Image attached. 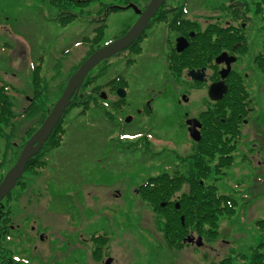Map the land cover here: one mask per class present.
I'll use <instances>...</instances> for the list:
<instances>
[{
	"label": "flooded vegetation",
	"instance_id": "af4514ba",
	"mask_svg": "<svg viewBox=\"0 0 264 264\" xmlns=\"http://www.w3.org/2000/svg\"><path fill=\"white\" fill-rule=\"evenodd\" d=\"M136 1L110 0L106 3L98 2V12L94 18L95 25L91 28L103 30L102 26L105 20L103 18L108 12L115 11L112 10L113 7L116 9L122 7L132 8L133 12H137L134 15L136 20L138 13L145 5L141 6L139 10L137 7H134L137 3ZM165 1L160 5V9L164 7ZM225 3L231 5L222 15L215 14L212 7L205 17L200 18L195 15L192 22L189 21L188 16L182 19L184 23L189 22L191 24L190 27H182L183 29H181L178 28L180 25L174 26L172 27L174 29L169 34H164V36L159 34V37L149 39L147 38L149 33L147 32V28L158 14L155 11L144 27V30L132 40L130 45L115 54L109 55L98 63L104 74V78L98 86H95L91 80V71L95 67L87 73L85 81L86 87L90 90V97H88V108L86 111L94 114V111L100 112L102 110L104 120L109 123L108 131H103V138H106V144L102 146V153L95 157L94 169L100 176L108 173L111 177L113 173L116 174L118 172L121 173V176L115 182L109 181L107 177H95L92 182L83 181L80 186H76L74 190L75 195L81 194L83 191L87 193L102 191L105 197L111 198L114 202H120L125 199L127 200V198L123 197V189L126 192L129 190L130 195L128 199L134 198V200H140L137 203L135 202V204L139 210H142L140 216H143L144 222L149 225L148 214L153 212V204H150L147 197H149V189L155 183V179H151V177H157L161 188H165L168 185L167 192L169 194L160 201L161 206H166L168 203L173 204L177 208L180 207L179 201L181 195L196 186L195 178L197 174L205 179V184L213 183L216 190H219L222 186H226L222 177L229 170L238 168L236 166H243L248 169L247 171H253V177L260 181L261 177L258 172L264 167V142H259L255 127H251V124L258 120L259 117L250 118L251 113L254 111L253 106H255L254 95L250 89L254 84L253 78L256 72L261 73L264 70L254 67L248 51L243 54L236 50L232 52L226 49L217 51L215 50V42L209 51L202 48L198 49L199 39L205 35L206 29L209 28L210 33H212V41L215 40L212 30L215 27L216 20L222 22L223 26L227 27L230 32L233 31L235 35L240 34L244 36L252 44L257 43L259 49L261 48L264 34L260 33L259 28H261L262 24H258L259 18L253 13V0H225ZM175 11H178L177 8ZM167 12L169 13V11ZM128 27L124 28L118 35L111 36L104 43L106 44L107 41L118 37ZM1 35L0 51H6L5 58L8 60V65L12 68H28L27 84L24 88L18 90L20 93L16 99H14L15 96H13L12 91H17V89L8 80L0 78V84L5 85V92L11 97L10 108L14 114L12 116L13 119H11V127L14 130L12 131V139L9 140V143L12 145H23L25 139L40 125L53 105L54 100L63 90L62 87L70 73L64 76L66 79L62 86L59 85V81L55 82L56 91L53 95L49 93L48 85L50 81L55 80L52 77H58L59 70H63L61 63L70 51L71 46L68 44L70 38H66L62 44L58 41L49 54L41 46L36 48L28 47V49L21 52V55L15 58L14 55H11V52L17 45L26 47L27 40L25 39L23 42L17 40L16 44H11L7 41L6 37L1 38ZM177 37H182L186 40V46L181 50L176 49ZM144 39H149L151 45L154 41V44H156L155 48L148 46L141 54L134 53L133 49L138 48L141 40ZM237 43H239L238 40H236L235 44ZM164 44L167 45V52H165L162 58L161 46ZM191 44H193L196 58L195 60L189 59L190 62L186 66L185 62L183 63L185 61L183 55H186V52L189 54L192 52L189 50ZM223 53H225V57H220L221 61L217 62L215 59ZM143 55H146L145 60L142 59ZM202 55L206 56L209 61L205 59L206 62L204 63L201 60ZM14 58L17 60L15 67L10 63ZM227 58H232V61H229L227 73L221 78V71L227 67L225 60ZM151 60H153L152 63L150 62ZM157 60L164 62V64L159 65ZM156 64L159 66L155 67ZM115 65H119L118 69L110 72L111 68ZM190 69L200 70L203 75L202 78H193L188 73ZM3 72L5 73L6 70ZM171 74L179 82H184L191 86L183 90H177V92H174V90L159 92L162 89L161 82L163 79L170 77ZM235 76H238V80L247 88L246 90L250 93V97L245 98L240 103L244 107L240 113L242 114L240 120L218 121V119H223V116H221V102L224 96L233 91L229 90V88L232 87ZM130 78L136 82H142V88H138L140 92H135V96L129 93L131 89L128 87ZM215 81H223L226 85L223 95L219 98H212L207 94L208 86L211 82ZM143 82L146 87H144ZM41 87H45V89ZM118 89H123L124 94L120 96L117 91ZM158 95L159 97H157ZM75 96L70 99L71 101L65 107L64 113L61 116L63 118L62 121L66 119V114L69 110L77 112L76 107H74L76 102L74 100ZM159 99L160 102H158ZM98 100H101V105L96 103ZM73 103L74 105L72 106ZM17 104L19 105L16 106ZM167 105L168 110L161 111L162 107ZM32 110H36L34 114H25ZM144 114L151 119L147 117L143 119ZM250 119L253 122H250ZM249 124L250 126L248 127ZM25 125L27 126L20 132L19 129ZM224 125L228 127V131H226ZM32 126H34V129H32L28 136H25L24 130ZM17 129L18 131L15 133ZM149 131H155L153 134L155 137L154 146L156 145L157 149L150 154L156 155V169L154 168V171L150 169V171L145 172L146 165L143 167L142 164L136 176L137 179L130 181L128 187L124 188L121 179L125 178L126 175H123L125 172L123 170L140 163L130 158L131 153L139 151L141 153L139 156H144L143 159L146 158V152L150 149V138H147L145 141L144 134ZM127 133H138L140 135L135 139H129L126 138ZM61 136L59 137L60 140ZM113 140L116 141L115 145L112 144ZM116 151H124L125 157L122 160L117 159L118 165L115 166L116 160L114 159V154ZM228 156L232 157L230 161ZM227 162L229 164H226ZM4 171H0V174H3ZM87 186L90 187L88 188ZM101 206L99 210L102 212V216H107L108 212H112L110 206H104L103 204ZM54 216L59 217L58 214ZM84 222L85 219L81 225ZM96 224V226H93V229L85 233L77 228L78 230L74 235L73 245L84 246L85 252H87L85 259L80 263L105 264L108 261V264H123L119 261L118 251L115 248L112 249L111 244L107 247L108 237L114 234L112 229L106 224ZM29 228L33 229L34 227L29 225ZM191 234V236L197 235L194 232H191ZM36 236L43 238L45 234L40 230L37 231ZM185 242L194 243L193 241ZM68 246L72 249L70 245ZM89 257L90 260H88ZM75 264H78V262Z\"/></svg>",
	"mask_w": 264,
	"mask_h": 264
},
{
	"label": "rangeland",
	"instance_id": "374dc122",
	"mask_svg": "<svg viewBox=\"0 0 264 264\" xmlns=\"http://www.w3.org/2000/svg\"><path fill=\"white\" fill-rule=\"evenodd\" d=\"M107 1L110 0H104L105 3ZM136 2L134 7L138 9L146 3L145 0ZM219 2H225V0H166L159 12L161 15L157 14L152 24L148 26L147 38L169 34L174 29L172 27L178 25L188 28L191 24L182 22V19L188 16L189 21L192 22L195 15L200 18L205 17L212 7L219 5ZM98 5V2L94 1L81 8L70 7V10L75 11L74 18L60 24L54 19L59 10L51 6L48 0H0L1 38L6 37L11 44H16L17 40L19 42L27 40L26 47L17 45L13 49L11 55L15 58L28 47L41 46L49 54L58 41L62 44L66 38H70L68 42L71 46L70 51L61 63L63 70H59L58 77L53 76L55 80L50 81L48 85L49 93L53 95L56 91L55 82L59 81V85L62 86L66 79L64 76L73 72L92 49L94 50L111 36L118 35L135 20L134 15L137 12H133L130 7L116 9L117 12L116 10L108 12L103 18L105 19L103 30L100 29L103 36L94 43L92 34L95 33V28L91 27L95 25L94 18L98 12ZM182 7L185 9H181ZM176 8L178 11H175ZM149 39L141 40L140 46L133 49V52L141 54L148 46L155 48L156 44L153 41L151 45ZM161 49L163 58L167 52V45H162ZM5 57L6 51L1 50L0 78L8 80L17 89L12 91L16 99L20 93L18 90L27 84L28 68H12ZM15 58L10 62L13 67L17 64ZM142 59L145 60L146 55H143ZM153 60L150 62L152 63ZM157 61L159 65L164 64ZM159 65L156 64L155 67ZM117 67L119 65L112 67L110 72L116 71ZM4 70H6L5 73ZM103 75L101 66L97 64L91 71L92 83L98 86L104 78ZM253 80L254 84L250 90L254 95L255 106L250 118H259L255 122L250 119V122H253L251 127H255L256 135L261 143V141L264 142V72H256ZM141 83V81L130 80L128 87L131 88L129 93H132V96H135V92H140L138 88H142ZM143 85L146 87L144 82ZM188 86L191 85L179 82L171 74L167 79H163L162 89L159 92L170 90L177 92ZM84 88L89 92L88 87ZM100 102L101 100L96 101L98 105H101ZM162 108L161 111H167L168 105ZM79 113L77 114L74 110L67 112L66 119L63 121L65 130L61 141L45 155V164L37 166L35 170L26 169L22 173L24 185L15 184L9 197L4 198L5 200L2 198L4 204L10 203L12 210L10 221L14 227L10 228L9 237L0 239V259L8 253V256L22 260L18 262L19 264H75L77 262L81 264L87 252L84 246L73 245L74 235L78 229L84 233L93 229L96 223L106 224L114 232L108 237L107 247L111 244L112 249L115 248L118 251L119 261L123 264H215L222 256L233 257V264H246L245 257H239L240 253H248L250 248L256 245L264 253V228H260L256 221L264 216V167L258 172L260 181L253 177V171H247L248 169L243 166H236L238 168L229 170L222 179L226 185L223 186L225 190L236 191L234 197L237 203L233 212L220 214L216 233L214 232L208 238L201 235L202 242L199 245L187 243L170 246L163 238L158 226L157 212L153 209V212L148 214L149 225H147L143 216H140L142 210H139L135 204L140 200L128 199L129 190L126 192L123 189V197L127 200L120 202H114L111 198L105 197L102 191L95 193L83 191L75 195L76 186H80L83 181L92 182L95 177H107L109 181L115 182L121 176L119 172L113 173L111 177L108 173L100 176L94 169L95 157L102 153V146L106 144L103 131H108L109 126L102 112L94 111L92 114L86 111L82 115ZM146 117L144 114L143 119ZM26 126H22L19 131L21 132ZM17 131L18 129L15 133ZM154 132L149 131L144 134L145 141L150 138V149L146 152L145 159H143L144 156H139L141 154L139 151H132L130 158L140 163L123 170L125 171L123 175H126L121 179L124 188L128 187L130 181L137 179L136 176L142 164L143 167L146 165L145 172L156 169V155L150 154L157 149L156 145L154 146ZM138 135L140 134L127 133L126 138L135 139ZM115 142L113 140L112 144L115 145ZM11 151H8L9 155ZM123 157H125L124 151H116L115 166L118 165L117 159L122 160ZM11 164L9 166L0 164V171L8 169ZM102 204L111 207L112 212H108L107 216H102L99 210ZM55 214L59 217H55ZM84 219L83 227L81 223ZM29 225L34 228L30 229ZM40 230L45 237L36 236L37 231ZM69 234L71 235L68 236Z\"/></svg>",
	"mask_w": 264,
	"mask_h": 264
},
{
	"label": "trees",
	"instance_id": "16d2710c",
	"mask_svg": "<svg viewBox=\"0 0 264 264\" xmlns=\"http://www.w3.org/2000/svg\"><path fill=\"white\" fill-rule=\"evenodd\" d=\"M94 1L99 3L104 2V0H48L51 6H54L59 10L57 16H55L54 19L60 22V24L67 23L74 18L75 11L70 10V7L78 6L81 8L84 5L94 3ZM253 2V13L259 18L258 24H262L261 28H259V31L260 33L262 32L264 34V0H253ZM230 5L231 4H227L225 2H219V5L213 7L214 13L222 15V13H224V11L230 7ZM181 9L185 8L182 7ZM112 10H116V8L113 7ZM160 11L161 9L158 8L156 12L159 14ZM214 26L215 27L212 31L214 32L215 40L212 41V33H210L211 31L209 28L206 29L205 35L199 39L198 49L202 48L209 51L215 42V50L217 51H220L221 49H226L231 52L236 50L241 54L248 51L254 67L259 70H264V37L261 41V48L259 49L257 43L252 44L244 36H241L240 34L235 35L233 31L230 32L227 27L223 26L222 22H218V20H216ZM178 28L183 29L182 26ZM94 31L95 33L92 34V42L96 43V41L102 38L103 32L96 28ZM236 40H238L239 43L235 44ZM189 50L192 52L190 54L186 52V55H188L184 57L185 61H183V63L185 62L186 65L190 62L189 59L195 60L196 58L193 44H191ZM205 59L206 61H209L207 60L206 56L202 55L201 60L204 61V63L206 62ZM4 86V84H0V164H6L9 166L14 162V159L16 158L17 153L22 145L13 144L12 146V144L9 143V140L12 139V131L14 130L11 127V119H13L12 116H14V114L10 108L11 97L9 94H7V92H5ZM85 86L86 81L81 84L79 88L80 90L74 98L76 101L74 107H76L77 114L80 112V115H82L83 112H86V109L88 108V97H90V93L88 90H86V88H84ZM41 88L45 89V87ZM246 89L247 88L244 87L243 83L238 80V76H235V80L232 82V87L229 88V90L233 91H230L228 95L224 96L221 102V116H223V119H218V121L240 120L242 117V114L240 113L244 109L240 103L245 100V98L250 97V93L247 92ZM73 105L74 103L72 106ZM35 111L36 110H32L31 112L25 114L31 115L34 114ZM101 112L102 110H100V113ZM62 120L63 118L59 119L45 140V143L40 147V149L36 151V154H33L27 160L25 170H35L37 166H42L45 164V155L51 148L58 146L59 142L61 141L59 137L64 133L65 130ZM224 128L226 131H228V127L226 125H224ZM32 129H34V126L25 129V136H28ZM9 150H12L10 154L11 157L8 154ZM230 158L232 157L228 156L229 161ZM226 164H229V162ZM1 176L2 173L0 174V179L2 178ZM200 176L201 175L199 174L196 175V186L192 187L190 190H188V192L185 191V193L181 195L179 201L180 207L178 208L173 206V204L168 203L166 206H161L160 201L169 194L167 192L168 185H166L165 188H161L160 181L157 180V177H151V179H155V183L149 189V197H147V199L149 200L150 204H153L154 211L157 212L156 218H158V226L161 229L163 238L166 239L170 246L187 244L183 241V238L188 232H194L197 234L199 233L202 236H206L207 238L210 237V235H213L214 232L216 233V227L218 225L217 221L220 214H231L235 208L237 201L234 195L236 191L233 192L232 190L231 192L225 190L223 186L220 187L219 190H216V187L213 185V183L205 184V179ZM22 177L23 176L18 178L16 184L20 186L24 185L25 180ZM10 193L11 191L4 195L3 199H7ZM3 202L0 204V239L1 237L4 239L9 237L11 234L10 228L14 227L11 226L13 223L10 221L12 218L10 203L7 202L4 204ZM181 215H183V220H181ZM256 221L258 222V226L260 228H264V216L256 219ZM239 257H245L246 264H264V253L257 245L255 247H251L248 253H240ZM19 261L22 260H17L12 256H8V253H6V255L0 259V264H19ZM215 264H233V257L222 256Z\"/></svg>",
	"mask_w": 264,
	"mask_h": 264
},
{
	"label": "water",
	"instance_id": "95a60500",
	"mask_svg": "<svg viewBox=\"0 0 264 264\" xmlns=\"http://www.w3.org/2000/svg\"><path fill=\"white\" fill-rule=\"evenodd\" d=\"M163 1L164 0H149L136 17L137 19L129 26V28L126 29L127 31L119 35L117 38L108 41L107 44L97 47L94 51L89 53V55L85 57V59L78 65L75 71L71 73L64 85L63 91L55 99L53 106L47 112L48 114L41 122V125L37 127L32 132L30 137L25 140V143L20 148L18 152L19 154L15 158L14 162L3 173L2 179L0 180V202L2 200L1 198L12 189L16 180L23 173L27 160L33 154H36V151L45 142L51 130L54 128L55 123L61 117L63 110L71 101L70 98L76 94L78 87L85 78L86 73L91 68H93L98 61L107 58L109 55L115 54L119 52V50L130 45L132 40L141 34V32L144 30V27L151 19V16L160 7ZM176 39L177 50H181L186 46L185 39L182 37H177ZM224 54L225 53L221 54V56L215 60L220 62L221 58L225 57ZM225 60L227 67L221 71V78L227 73L229 61H232V58H227ZM188 73H190L192 77L196 79L202 78L203 76L200 70L198 71L190 69ZM225 88L226 85L223 81L211 82V84L208 86L207 94H209V96L212 98H219L223 95ZM117 91L120 96L124 94L123 89H118ZM181 218H183V216H181ZM184 240L194 241L197 245H199L202 242V236L198 234L197 237H194L187 234ZM107 262L108 261H106L105 264H108Z\"/></svg>",
	"mask_w": 264,
	"mask_h": 264
}]
</instances>
